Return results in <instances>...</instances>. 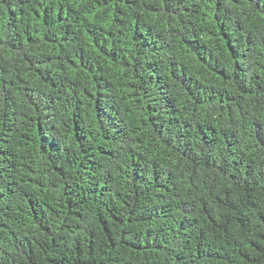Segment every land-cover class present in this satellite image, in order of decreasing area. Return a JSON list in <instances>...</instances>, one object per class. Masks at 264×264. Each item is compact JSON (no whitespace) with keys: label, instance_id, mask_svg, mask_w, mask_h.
Masks as SVG:
<instances>
[{"label":"trees","instance_id":"1","mask_svg":"<svg viewBox=\"0 0 264 264\" xmlns=\"http://www.w3.org/2000/svg\"><path fill=\"white\" fill-rule=\"evenodd\" d=\"M0 264H264V0H0Z\"/></svg>","mask_w":264,"mask_h":264}]
</instances>
